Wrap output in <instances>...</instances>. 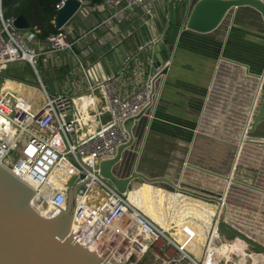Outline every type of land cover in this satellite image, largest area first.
Here are the masks:
<instances>
[{"label":"crops","instance_id":"1","mask_svg":"<svg viewBox=\"0 0 264 264\" xmlns=\"http://www.w3.org/2000/svg\"><path fill=\"white\" fill-rule=\"evenodd\" d=\"M197 1L173 0L174 5H168L159 0L152 5V20L135 8L120 24L111 23V31L96 28L101 15L84 8V19L70 23L73 37L82 36L81 47L54 54L46 49V38L41 40L40 49L46 52L36 66L7 68L0 76V93L18 98L33 114L46 98L69 97L80 130L88 131L97 128V114L105 109L98 92L89 95L88 76L114 75L117 92L124 97L158 73V103L152 116L141 119L133 132L136 137L141 135L144 147L149 143L168 150L160 155L178 150L184 155L176 159L179 168L173 175V187L165 184L173 193L151 182H133L127 200L141 189L151 193L162 209L159 224L180 227L177 244L169 239L196 264H264V211L255 212L247 206L244 217H239V210L228 205L232 192L241 194L239 202H260L259 209L264 202V120L250 132L264 98V23L251 8L258 26L237 23L238 14L250 13L238 8L213 32L193 33L185 24ZM156 37L163 39L141 50ZM165 40L173 45V53L168 56L161 50L156 55V48ZM82 48L88 50L87 55L81 53ZM18 72L30 76L27 79ZM101 120L108 122L109 115ZM224 197L226 209L217 204ZM157 245L152 249L154 255L162 264H170L176 256L175 247L162 252Z\"/></svg>","mask_w":264,"mask_h":264},{"label":"built area","instance_id":"2","mask_svg":"<svg viewBox=\"0 0 264 264\" xmlns=\"http://www.w3.org/2000/svg\"><path fill=\"white\" fill-rule=\"evenodd\" d=\"M68 1L59 0L56 10L63 8ZM77 1L80 7L73 18L45 39L48 52L58 54L81 47L82 36L73 37L74 26L70 23L76 18L84 19V8L101 15V22L96 28L111 31V23L120 24L135 8L147 20H152V5L159 2L103 0L90 4ZM166 3L174 5L173 0H166ZM15 20L4 15V0H0V76L13 64L35 67L38 58L46 52L40 49L39 32L19 30L15 27ZM162 39L156 37L146 42L141 50ZM81 53L87 55L88 50L82 48ZM88 78L89 95L94 96L98 92L105 103V109L97 114V128L88 131L80 130L81 123L73 114V101L69 97L58 95L46 98L39 112L33 114L18 98L0 93V166L35 193L33 200L36 198L42 207H47V217L56 211L65 212L71 187L89 179L75 190L70 232L76 243L95 257L104 261L112 253L107 262L115 260L118 264H138L144 254L158 243L162 252L166 247H175L176 256L170 260V264H196L163 230L134 208L127 201L126 194H120L111 181L104 179L99 170V164L113 160L120 147L131 141L133 145L135 125L141 119L152 116L159 100L160 75L156 73L150 76L139 90L124 97L117 92L114 75ZM105 114L109 115L106 123L101 120ZM128 120L134 123L132 134L124 128ZM56 170L62 173L61 181L66 178L64 184L60 182L61 187L47 181L48 176L56 173ZM25 171L28 176H25ZM217 204L222 208L223 199L220 198ZM122 221V226L111 231V225ZM123 246L127 247L126 252Z\"/></svg>","mask_w":264,"mask_h":264},{"label":"water","instance_id":"3","mask_svg":"<svg viewBox=\"0 0 264 264\" xmlns=\"http://www.w3.org/2000/svg\"><path fill=\"white\" fill-rule=\"evenodd\" d=\"M79 7L77 0L68 1L57 11L54 28L62 29ZM244 7L258 12L264 23V2L261 0H198L186 21V30L197 34L211 33L231 11ZM15 27L19 30L30 29L23 17L16 18ZM161 50H166L171 56L174 47L165 40L162 47L156 48L155 54L159 55ZM261 94L264 96L263 90ZM263 120L264 98L252 121L250 132H254ZM133 126V120L124 124L129 134H132ZM131 145L132 141L120 147L113 160L101 162L100 175L111 181L120 194H126L137 179L162 182L173 187L172 182L165 178L149 180L136 172L127 178L117 177L114 171ZM88 181L85 179L71 187L65 212L56 211L47 217L33 208L31 200L35 193L0 166V264H109L107 260L112 253L103 261L76 243L70 232L75 190ZM218 203L221 204V201Z\"/></svg>","mask_w":264,"mask_h":264},{"label":"rangeland","instance_id":"4","mask_svg":"<svg viewBox=\"0 0 264 264\" xmlns=\"http://www.w3.org/2000/svg\"><path fill=\"white\" fill-rule=\"evenodd\" d=\"M244 8L245 9H242V10H248V11H250V13L238 14L237 20H236L237 23L248 24V25H252L253 27L258 26L257 15L254 11H252L253 9L250 10L247 7H244ZM177 23H178V20H176L174 22V24H177ZM255 29H257V28H255ZM21 65H25V64H22V63L21 64H13V65H10L8 67V69L11 70V69L16 68L17 66H21ZM18 75H20L21 77H25L27 79L30 76V75H28V73L23 74L21 72H18ZM41 103H42V97L40 96L36 100V105L39 106V105H41ZM140 137H141V135L136 137L134 134V142H133L132 148L128 149V151H126L128 153L125 152L123 154L121 162L118 164V166L116 167V169L114 171L115 175H117V176L119 175L120 177L127 178L131 175L132 172H136V173L142 175L144 178H147V177H145V175H149L150 177L147 178L149 180L162 178V177H160L162 175H167L168 176L167 179H169V181L171 180V182L173 181L172 179H176L173 177L174 173H176L178 171V168H179V166H178L179 164L177 165V163H179V162H176V159H177V157H180V156L182 157L184 155L183 151L178 150L177 152H173L174 154H171V155H166V154L160 155V151H168V150H166V148H162L161 146H158L156 144H149V143H148V146L144 147L142 145V140L140 139ZM165 159H168V160H165ZM231 165H232V161H231ZM58 172L59 171L56 172L54 179L57 178ZM59 175H60V173H59ZM134 182H135V184L138 185V184L144 183L146 181L142 180V179H137ZM151 183H153L152 185L156 188H160V189H163L167 192L173 193V190L169 189L165 185V183H162V182H151ZM239 195H241V194L238 192H232L231 195L228 196V200H229L228 205L231 208H233L235 210V212H237L239 210V213L237 214L239 217H244L246 209H243V208H245L247 206H250L249 208L251 210H255V212L261 211V210L264 211V202L263 201L261 202L262 205L260 206L261 208L259 209L258 205H260V202H253L250 200H245V202H239V199H238ZM199 198L200 197L198 196L197 199H199ZM202 199H204V198H202ZM226 199H227L226 197L223 198L222 209L225 208ZM154 200L155 199L152 196V194L148 193L146 189H143V191L141 189V190H139V192H137V195L130 197L131 204L135 208H137L139 211H141L145 216H149L152 219V222H154L155 224L158 225L159 219L161 218V216L163 217V215H161L162 209L157 204V202ZM204 202H206V201H204ZM206 203H208L210 205L213 204L211 202H206ZM222 212H223V210H222ZM185 223H188V221ZM163 227L165 228L168 235L170 237H172V239L176 240L175 242H178V240H180L179 238H180L181 233H180V227L179 226L167 225V226H163ZM169 228L170 229L172 228V230H170ZM186 228L188 229L187 226H186ZM175 234H176V236H175ZM186 234L187 233L184 232V235H186ZM154 254H155V252H152V250L149 251L148 253H145L138 264H162L158 260L156 255H154Z\"/></svg>","mask_w":264,"mask_h":264},{"label":"trees","instance_id":"5","mask_svg":"<svg viewBox=\"0 0 264 264\" xmlns=\"http://www.w3.org/2000/svg\"><path fill=\"white\" fill-rule=\"evenodd\" d=\"M59 0H4V15L6 17H23L31 30L38 31L40 40L56 33L53 21L56 16V4ZM97 4L103 0H83Z\"/></svg>","mask_w":264,"mask_h":264},{"label":"bare ground","instance_id":"6","mask_svg":"<svg viewBox=\"0 0 264 264\" xmlns=\"http://www.w3.org/2000/svg\"><path fill=\"white\" fill-rule=\"evenodd\" d=\"M6 170V169H5ZM6 171H8V170H6ZM57 171V170H56ZM55 174L56 173H52L51 175H49L48 176V178H47V181H50V182H55V186L56 187H61V185L62 184H64L65 182H66V178H63L62 179V181L60 180L61 179V174L62 173H60V175H59V173H58V176H57V178L56 179H54V176H55ZM25 176H28V173L25 171ZM62 184H61V183ZM47 184V183H46ZM46 188V187H45ZM130 191V189L128 190V192ZM42 192H44V191H42ZM128 192L126 193V195L128 194ZM127 199V198H126ZM35 200V201H34ZM34 200H33V197H32V206H33V208L35 209V210H37L42 216H47V207H42L41 205H40V202H38L37 200L38 199H36V198H34ZM34 201V202H33ZM128 201V200H127ZM130 204H131V202L130 201H128ZM132 205V204H131ZM133 206V205H132ZM134 207V206H133ZM135 208V207H134ZM48 209L50 210V207H48ZM137 209V208H136ZM138 210V209H137ZM139 211V210H138ZM141 212V211H140ZM142 213V212H141ZM143 214V213H142ZM144 215V214H143ZM145 216V215H144ZM149 221H151L147 216H145ZM152 222V221H151ZM157 228H160L161 230H163V233H165L168 237H169V235H168V233L166 232V230H165V228L161 225V224H155L154 222H152ZM122 224H123V221L122 222H117V223H115V224H113V225H111L110 226V229H111V231H113V229L114 228H117V227H120V226H122ZM170 238V237H169ZM172 239V238H171ZM173 241H174V239H172ZM175 242V241H174ZM176 243V242H175ZM158 244V243H157ZM177 244V243H176ZM123 251L124 252H126V249H127V247L126 246H123ZM107 253V255H108V252H106ZM105 257V254L102 256V258H104ZM109 262V261H108ZM110 264H114L113 262H109Z\"/></svg>","mask_w":264,"mask_h":264}]
</instances>
